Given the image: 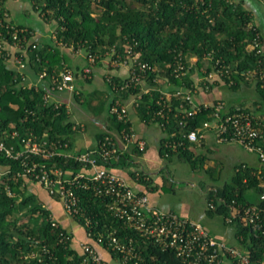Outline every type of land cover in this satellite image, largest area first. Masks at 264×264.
<instances>
[{"label": "trees", "instance_id": "trees-1", "mask_svg": "<svg viewBox=\"0 0 264 264\" xmlns=\"http://www.w3.org/2000/svg\"><path fill=\"white\" fill-rule=\"evenodd\" d=\"M29 1L33 10L53 29L47 31L48 36L40 37V33L32 27L15 24L10 16L8 0H0V43H6L5 46L8 47L4 50V55H0V140L8 146L13 145L15 151L23 150L24 138L46 140L49 145L53 143L52 148L58 153L51 158L25 155L16 159L0 151V264H97L86 259L85 253L73 243V234L52 216V211L38 195L30 191V182L41 184L35 178L23 174L24 160L47 162L48 165L56 162L65 173H69L73 169H79L82 164L65 153L78 154L88 150L73 148L75 135L81 126L72 120L68 105L62 102L57 106L56 101L45 97L48 89L56 84L54 80L60 79L62 72L71 69L75 73V79L81 77L92 82L96 67H104L102 79L111 92L107 104L110 125L97 135L98 144L94 148L110 142L107 147H115L117 150L106 159L100 158L98 163L118 174L125 170L124 166H128V179L144 185L149 191H156L153 178L134 165V157H141L146 152L147 143L145 149H139L137 145L124 149L122 132H135L131 111L136 112L146 124L161 127L162 122L166 121L157 116L156 112L162 107L158 101L164 102V91L167 88L171 91L196 89L193 92L194 99L203 108L194 117H187L184 126L179 123L183 113L179 112V116H175L177 106L183 104L184 109L188 110L191 104L182 99L181 95L172 96L169 122L161 127L165 136L160 143V157L169 160L177 156L190 163L193 169L204 168L207 158L195 153L193 146L197 143L183 137L182 132L211 120L217 101L227 104L226 108L219 110L223 116L240 111L253 114L261 111L232 106L222 98L212 103L207 102L209 106L205 108V101H201L199 95L219 85L237 91L242 85L255 84L264 100V80L261 78L264 71V50L259 52V47L255 46V42L264 41V37L259 26L253 22V12L244 7V0ZM15 32L22 45L16 51L12 47ZM70 49L83 56L86 61L84 65L70 62L73 61ZM9 50L11 53L7 56L6 52ZM15 56L21 58L23 67L13 61ZM115 59L121 62L127 60L130 65L145 62L156 69H148L142 74V84L123 90L120 87L124 84V75L114 73V67L120 69L123 65H113ZM179 62L184 65V69L176 75L175 69ZM85 67H89L90 72L83 77L81 74ZM26 69L30 70V77L32 75L35 79L45 73L41 81H46L47 85L42 84L43 82H31L26 76ZM216 70H221L222 76L209 80V73ZM159 78L164 79V85L159 82ZM205 85H209L208 90H205ZM147 87L150 90L144 92ZM74 91L76 98L80 100L83 92L76 88ZM94 95L95 93L88 94V97L92 100ZM132 98L137 103L131 105L129 116L125 120L111 112L116 101L122 103ZM106 103L107 99L101 104L106 107ZM14 132L16 135H13ZM136 134L139 139H143ZM173 142H183V145L176 148L166 146ZM255 143L264 148V139H257ZM235 168L229 181L209 190V205H215L214 208L209 207L210 213L223 215L225 220L231 215L234 206L242 208L248 204H258L264 207V165L259 169L240 163ZM205 170L212 171L210 167ZM132 188L148 194L145 190ZM250 189L260 194L259 202L252 203L246 199V191ZM75 192L79 201L78 213L74 219L85 228L88 242L92 245L97 247L100 234L108 235L115 231L122 242L129 243L133 238L136 250L150 264H189L174 250H162L161 247L144 241L138 232L127 226L123 218L109 209V196L97 193L93 187L76 188ZM48 193L60 200L57 192ZM23 218L26 219L22 220ZM230 223L236 227L235 236L240 244L236 247L249 252L252 260L263 258L264 244L261 239L256 238V233L250 231L239 217H235ZM101 247L106 249L104 245ZM108 252L118 264L132 263L122 262V253L118 251ZM100 255L105 264H110V260ZM214 264L236 263L223 259Z\"/></svg>", "mask_w": 264, "mask_h": 264}, {"label": "built area", "instance_id": "built-area-1", "mask_svg": "<svg viewBox=\"0 0 264 264\" xmlns=\"http://www.w3.org/2000/svg\"><path fill=\"white\" fill-rule=\"evenodd\" d=\"M13 38L15 40L12 45L13 49L15 51L20 50L22 45L17 32L14 33ZM5 45L6 43H0V55H4V50L8 49ZM255 46L259 47V52L263 51L264 41L257 40ZM10 53L11 51L9 50L6 55L9 56ZM90 59L94 60L93 57ZM118 59L113 61V65L128 67V73L123 80L124 84L120 87L123 90L142 84L144 80L142 74L148 69H156L145 62L130 65L127 60L121 62ZM133 60L136 61V58ZM15 62L22 67L24 66L18 56H15ZM183 69L184 65L179 62L175 69L176 75H179ZM89 72L90 68L85 67L81 75L86 77ZM221 73V70L211 71L208 78L211 81L215 80L222 76ZM44 76L45 73L41 74L39 78L42 79ZM60 77V79L56 78L54 80L56 84L48 89L45 96L47 100H49L53 92L66 89L75 90V73L73 70L67 69L61 73ZM261 78L264 80V71L261 73ZM196 86L199 87L198 84ZM208 89L209 85H205V90ZM149 90L150 88L147 87L144 92ZM168 91V89L164 91V102L158 101V104H161L162 107L156 112L157 116L166 121L165 123L169 122L170 119L173 95H181L182 99L187 100L191 104V108L188 110L184 109L183 104L177 106L178 112L175 113V116H179V112L183 113L179 121L180 125L184 126L187 117H194L198 112L202 111V105L197 103L193 96V92H196V89L182 88L170 91L171 93H168ZM60 103L62 102L56 101L57 106ZM134 103H137L135 98L122 103L116 101L111 108V112L116 114L119 119L125 120L129 116L131 105ZM214 105L216 109L212 113V119L204 121L202 125L194 129L183 130V137L190 142L199 144L206 139L209 132H212L217 142L232 141L238 143L247 151L257 154L264 165V148L255 143L257 139H264V115L240 111L223 116L219 110L226 108L227 104L224 101H217ZM203 106L206 108L209 104L205 102ZM165 123L162 122L161 127H164ZM13 135H16V132ZM122 139L124 149H128L131 145H137L139 149H145L146 147V141L139 139L134 130L131 133L123 131ZM22 142L23 150L15 151L13 145L8 146L4 141L0 140V151L16 159L25 155L51 158L58 153L53 150V143L49 145L46 140L39 141L36 138L29 137L28 139H22ZM108 143L110 142H104L99 147L91 148L78 154L66 152L65 155L74 157L76 161L82 164L79 169H73L69 173H65L62 168L57 166L56 162L48 165L47 162L42 163L35 160L29 162L24 160L22 162L23 174L35 178L48 192H57L66 213L72 218L78 213L79 197L75 192L76 188L90 189L93 187L97 193L110 197L109 209L115 215L123 218L127 226L138 232L144 241L153 243L161 247L162 250H174L178 256L187 260L189 264H214L220 263L223 259L236 264H264V255L261 259L252 260L249 252L211 236L201 223L175 212L160 210L152 206L148 194L140 193L132 188L123 176L112 169L100 166L98 163L100 158L106 159L112 152L117 150L115 147L113 149L108 148ZM179 145H183V142L168 143L166 146L176 148ZM211 207L214 208L215 205L211 204ZM235 217H239L249 227L250 231L256 233V238L261 239L264 244L263 206L258 204H248L242 208L234 206L232 207L231 215L226 218V221L230 223ZM96 244L104 245L107 251L122 253V262L124 263L132 261L131 264H150L136 250V241L133 238L129 240V243L122 242L115 234V231L108 233V235L100 234ZM80 246L87 260L97 264H105L95 245L87 241L81 242Z\"/></svg>", "mask_w": 264, "mask_h": 264}, {"label": "rangeland", "instance_id": "rangeland-1", "mask_svg": "<svg viewBox=\"0 0 264 264\" xmlns=\"http://www.w3.org/2000/svg\"><path fill=\"white\" fill-rule=\"evenodd\" d=\"M7 5L11 9L10 16L15 24H22L27 27H32L37 31V33H40V37L48 36L47 31L49 32V30H51V25L48 24V22H44L43 18H41L39 14L33 10L29 0H8ZM69 52L70 57L73 58V61L70 62L78 64L83 61H81V57L83 56L81 54H78V51L70 49ZM13 61L15 62V59ZM124 68L126 69L125 74L128 73V67ZM25 73L27 78L30 79V70L26 69ZM82 81L83 79L81 77H78L75 79L74 84L76 86V90L82 89L85 92L87 99L84 103H81L82 96L80 97V100H78L75 96L76 91L68 89L53 92L51 94L50 100L57 102L65 101V103H67L70 110L72 111V119L76 122L83 121L86 124V137L90 138L91 142L95 144L97 143V135L105 130L103 124L109 122V120L108 118H106L107 116H104V114L101 115L102 117L100 116V118L98 119L94 118L95 115L93 111L95 109L92 105L93 103L91 102L92 100L90 96L88 97L87 95L90 94L94 84L91 85L90 83ZM159 82L163 85L165 84L163 78H159ZM167 89L169 90L168 93H171V90L169 88ZM227 90L231 94H233L232 91L228 89V87L226 88V91ZM246 90L245 91L249 93L245 95L249 97L250 101L257 98L262 99L260 94L255 91L254 88H249ZM92 98L96 100L99 97L94 95ZM152 131L155 134H160V129L158 126L156 127V129L153 126ZM114 135L116 136V134ZM235 147H237L241 151L243 150L239 146ZM134 162L135 167H138L139 169L142 165L144 169H141H143L146 173L152 174L153 172H156L154 175L152 174L151 177L153 178V184L156 185L157 190L150 192L151 195L155 197L161 204H170L173 212L176 213L181 212V206L187 207L190 218L204 225L210 231V234L213 237L218 240L225 241L228 244L240 246L234 236L236 229L235 225L227 223L225 220V216L211 214L209 211V187L222 186L223 183L231 179L233 167H231V164L229 162L227 163L228 165L225 171L219 169V167H217L218 164H216L214 166L211 165L210 168L212 171L209 172H207L204 168L193 169L190 163L179 157H174L173 159L169 160L163 159L161 163L155 168L150 167L149 163L144 158L134 157ZM123 169L128 170L129 167L124 166ZM158 179H160L162 182H159L160 180ZM246 199L249 202L257 203L260 200V194L254 189L247 190ZM25 219L26 218H23L22 220ZM72 241L73 243L75 241L74 235ZM75 244L82 251L80 244L76 241ZM110 264L118 263L114 259L110 260Z\"/></svg>", "mask_w": 264, "mask_h": 264}, {"label": "crops", "instance_id": "crops-1", "mask_svg": "<svg viewBox=\"0 0 264 264\" xmlns=\"http://www.w3.org/2000/svg\"><path fill=\"white\" fill-rule=\"evenodd\" d=\"M244 7L253 12V15H254L253 22L257 26H259L260 32L264 37V11H263L264 10V0H244ZM81 61L82 62L78 63V64L84 65L86 62L83 57H81ZM103 70H104V67H102V66L96 67V75H95L92 82L85 81L82 78L83 79L82 82H87V83H90L91 85L94 84L93 89H91V92L89 95H93L95 93V96H97V97H99L98 95L102 96L96 100L94 98L92 99V101H93L92 105L95 109L93 111V113L95 115L94 118H96V119L100 118V116L103 114H104V116H107L106 118H108V116H109L107 104L109 103L108 99L111 98V92H110V88L108 87V85L102 79ZM125 72H126V69L124 67H121L120 69L119 68L117 69L116 67H114V73L122 74L125 76ZM30 79H31V82H34V83H42L43 82L42 84L47 85L46 81H41V79H39V78L35 79L32 77V75H31ZM75 88H76V86H75ZM226 88H227V86H225V85L215 86L209 92L208 91L202 92L199 95L200 96L199 99L201 101L212 103L216 99L222 98V99H226L228 101L229 105H232V106L249 107L252 110L261 109V111H259V110L257 111V114L264 115V103H263L264 100L257 98V99L250 101L249 97L246 96L247 93H249V92H246L247 91L246 89L254 88V90L257 91L255 84L250 85V86L249 85H242L241 88L237 91H233V90L228 88L229 90L232 91L233 94H231L228 90L226 91ZM79 92H80V90H79ZM81 92H83L82 98H81V103H84L86 100V95H85V92L83 90ZM105 99H107V103H106V107H103L101 103ZM63 102H65V101H63ZM97 105H99V106H97ZM69 110H70V108H69ZM70 112L72 114L71 110H70ZM130 117L132 118L133 128L135 129V132L138 133L140 136H142L143 139L147 143V150L140 158H144L149 163L150 167H152V168L157 167L161 163V161L163 160V158L160 157V143H161L162 138L165 136L164 131L159 127L160 134L153 133L152 127L154 126V128L156 129L157 126H155L154 124H146L145 122H143L141 120V118L133 110L131 111ZM76 123L79 124L81 126V128L75 135V142H74V147H73L74 150H87L89 148L90 149L94 148L98 144V140H97V143L93 144L91 142V139L86 137V134H85L86 124L83 121H79ZM109 125H110L109 122L103 124V126L105 127V130H107ZM111 132L113 135L116 134L114 131H111ZM235 146H239L243 150L241 151ZM193 149H194L196 154H198L200 156L201 155L205 156L207 158L204 165H203L205 169L208 167H211V165L214 166V165L218 164L217 167H219V169H222L225 171L227 169V165H228L227 163L229 162L231 164V167H233V173H232V175H233L235 172V169H236L235 167L237 165H239L240 163H245V164H248L250 166L257 167L259 169H261V166H263V164L259 161V159L255 153L247 151L243 146H241L240 144L235 143V142L219 143L215 139V136L212 132H209L207 134V137L203 141V143L195 144V146H193ZM175 157H177V156H175ZM141 168H143L142 165H141ZM126 173H127V170H124L123 172L122 171L120 172V175L123 176L132 187H135L136 189H142V190L147 191L148 196H149V201H150V204L152 206L163 209V210L173 211L170 204L169 205L168 204L167 205L161 204L155 197H153L151 195V192L144 185L138 184L135 180H133L131 178L128 179ZM155 173L156 172H153L152 174L154 175ZM152 174H149V175L152 176ZM158 180H160V179H158ZM159 182H162V181L160 180ZM214 188L215 187L211 186V187H209V190L214 189ZM29 189H30V191L36 193L38 195V197L41 199V201L44 203V205L52 211V216L59 223L64 225L74 235V239L77 243L80 244L81 242L89 241V237H88V234L86 233L85 228L83 226L79 225L76 220H74L72 217H70L66 213V211L63 207V204L61 203L60 200L50 196L48 191L45 188H43L41 185H39L38 183L30 182L29 183ZM262 197L264 198V194L262 195ZM209 207L211 208L210 205H209ZM180 210H181V212L177 213V214H179L183 217L192 219L189 216L187 207L181 206ZM192 220H194V219H192ZM235 238H236V236H235ZM75 241H74V244H75ZM97 249L99 250L100 254H102L106 259L113 260L110 257L109 252L107 250H105L103 247L97 245Z\"/></svg>", "mask_w": 264, "mask_h": 264}]
</instances>
